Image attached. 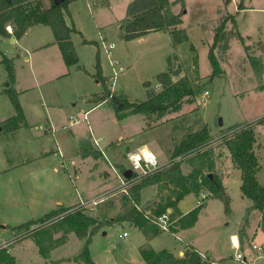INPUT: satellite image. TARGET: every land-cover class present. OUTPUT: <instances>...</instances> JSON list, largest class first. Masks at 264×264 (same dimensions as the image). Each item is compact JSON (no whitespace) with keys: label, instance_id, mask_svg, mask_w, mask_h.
Returning <instances> with one entry per match:
<instances>
[{"label":"rangeland","instance_id":"rangeland-1","mask_svg":"<svg viewBox=\"0 0 264 264\" xmlns=\"http://www.w3.org/2000/svg\"><path fill=\"white\" fill-rule=\"evenodd\" d=\"M43 1L45 6L50 4L49 0ZM130 1L108 0V6L102 9L93 8L95 16L100 13V21L104 22L103 28L109 33L108 37L110 38L108 39L114 41L115 45L124 41L122 36L124 33L123 23ZM169 2L173 5L172 12L181 15L180 28L186 33L187 39L178 45H174L171 35H169L170 45L163 43L159 49L160 53H164L161 63H158L160 54H158V50L148 55H141L128 70L125 68L117 76L114 84L116 93L132 102L144 101L146 88L143 86V82L149 81L148 88L155 91L159 90L160 86L154 81V78L157 73L168 69V58H170L172 66L178 65L180 68V74L173 78L177 79L182 75L188 76L193 84L197 85L199 92L192 102H184L178 111L166 113L162 117L128 114L126 110H123L121 113L125 115L119 118L110 106L111 100L101 105L98 110H106L108 112L106 115L112 114L116 120V123L109 129H105L104 124L103 126L100 125L99 128L105 133V138L100 144L109 145L112 152H115L117 148L120 151L119 154L116 153L117 161H119L117 163L115 162L116 159L109 156V160L118 167V171L120 166L129 168L126 152L136 149L139 145L146 144L161 165L165 159L169 161L173 147L192 130L208 126L209 130L216 129L225 133L230 127L253 123L264 117V71L262 77L258 76L250 62L251 57L260 58L259 56H261L264 64V0H169ZM239 3L243 5L242 9H238ZM229 16L234 17V24ZM224 19L227 20L225 23L226 37L221 39L214 49L223 72L209 80L212 67L208 59V52L215 31ZM163 39L166 41L165 35H163ZM9 55L6 53L4 56L11 57ZM1 56L2 53L0 52V58ZM87 58L88 53L83 61H88ZM149 58L155 60L148 61ZM84 63L89 68L87 62ZM2 65L1 63L0 89L8 87L6 85L9 83L6 69ZM109 88L108 84L107 89ZM204 90H208L209 93L204 100H201L200 94ZM14 113L15 110L8 95H0V122L13 116ZM126 115L130 117L127 118ZM219 119L222 120V125H219ZM254 130L258 143L256 152L260 166L257 179L260 184L264 185V121L256 124ZM33 132L39 136V129ZM61 132L67 134L66 139L70 140L71 132L68 129H57L54 134L51 132L48 135L43 134L47 144L51 145V149L56 148V140L58 143L61 142L59 139L61 137H58ZM22 134L20 133L18 137H14L3 144L4 149H0V157L5 155L7 159H10L8 162H12V158L18 154L19 148L21 150L25 148L28 152L29 149H32L35 145L34 141L28 142L27 137H23ZM119 134L122 139L118 138ZM221 135L211 138L212 135L210 134V141L215 142ZM59 160L58 155L49 154L38 164L53 167L59 165ZM94 163L95 161L91 156L84 158V160L79 158L75 160V164L77 166L79 164L82 171L77 183L86 188L84 189L86 194L89 195L93 192L101 195L106 193L104 191L106 189L116 188L114 186L118 185L119 181L110 165L105 160H102L97 167H93ZM3 168L4 164L0 162V170ZM181 169L183 173H187L190 169L188 162L184 161L181 164ZM103 171L109 173V178L105 182L101 180ZM18 173V167L0 173V226L5 225V228L0 227V248H9L12 243L24 240L17 243L12 249V254L16 258H14L15 264H43L45 255L40 252V247L47 249L52 243L53 247L48 250L51 251L52 248H56L53 258H73L78 255L85 243V238L78 237L73 231L66 233L62 229L51 227L48 234H41L36 238L33 235L25 234L33 226L39 225L41 222L36 223V221L51 208L45 200L37 205L19 203V200L24 197V192L18 187ZM129 186L125 188L126 191L119 188L112 195L107 194V196L101 197L106 199L96 204H90L85 208L86 214L96 217L101 225L90 236L88 245L90 256L96 264H146L140 255L141 247L150 246L155 250L162 248L176 250L185 247L184 240L179 239L180 236L162 231L149 239L135 226L132 220H119L133 206V202L127 193ZM204 191L206 190H201L196 196L193 193L186 195L180 201L179 207L186 210L197 200H201L200 193ZM156 192L155 187L144 188L137 205L142 210L145 209L157 199ZM234 199L240 202L239 199L235 197ZM211 202L214 207L200 217L199 223L190 233L194 235V242L203 246L208 245L211 255L217 260L216 264H245L236 259L237 250L233 247L230 238V235L238 229L235 219L228 220L223 217L222 213L218 212L217 206L223 204L220 199ZM238 206L237 204L235 208ZM253 217L247 230L249 235L255 225ZM26 222L32 223L28 230L20 227ZM171 224L177 229L175 220ZM123 232H126L127 235L123 236ZM252 236L253 238L244 236L241 244H244V247L243 249L240 247V251H243L248 260H253L254 257L250 252V245L258 244L261 239L259 231ZM3 242L6 244L4 247ZM187 249L182 250L184 252ZM175 255L182 256L183 253H175ZM254 262L259 264L260 261L254 260ZM61 264L79 263L71 259L64 260Z\"/></svg>","mask_w":264,"mask_h":264},{"label":"crops","instance_id":"crops-1","mask_svg":"<svg viewBox=\"0 0 264 264\" xmlns=\"http://www.w3.org/2000/svg\"><path fill=\"white\" fill-rule=\"evenodd\" d=\"M108 5V0H72L68 4L70 16L66 18V21L67 23L71 21L75 28L80 31V34H71V41L78 57V63L74 65L67 66L64 63L59 46L54 40L51 28L47 25H32L28 27L18 39L14 38V40H12L11 37H2L0 35V52L2 55L9 53V56H11L8 58L12 60L15 75L13 87L18 92V100L24 115V120L19 122L20 126L18 129L0 136V149H4L3 144L14 137H18L20 133H23V137H27L28 142L34 141L35 144L32 149H29V152L25 148L22 150L19 148L18 154L16 157L12 158V162H8L10 159H7L5 155L0 157V162L4 164V168L0 170V173L8 172L11 169L14 170L17 167L19 169L18 187L24 192V197L22 200H19L20 204L37 205L45 200L49 203L48 206L51 208L50 211L59 207L69 210L80 205L82 201L101 198L102 196H107V194L112 195V193L119 188H121L122 191H126L125 188L130 185V183L125 186L121 185L119 174L123 173V171H118V167L114 166L109 160L110 158H114L116 159V163L119 162L116 156L120 152L119 149L117 148L115 152H112L109 145L104 146V144H100L105 138V133L100 131V125L103 126L104 124L105 129H109L116 123V120L112 114L106 115V113H108L106 110H98L100 106H95L97 102L102 100L100 99L94 102L96 100V95L100 96L103 90L102 82L92 76L95 73L94 65L96 53L98 52L101 74L105 77V84L108 87L107 81L112 77L113 70L117 71L118 76L125 68L128 70L133 65V62L137 61L141 55H148L156 50H158L159 54L160 46H162L163 43L170 45V34L167 29H163V31L157 30L128 41L123 39L124 41L115 45L114 41L108 39L110 38L108 37L109 33L103 28L104 22L100 21V13H98V16H95V10H93V8L98 7L102 9ZM172 8L173 5H171V9ZM163 35L166 36V41L163 39ZM83 39L95 41L97 44L84 43ZM106 42L114 44V47L108 50V54L104 47L108 44ZM87 53L88 61H83L84 58L87 57ZM163 56L164 53L159 54L158 63H161V58L163 61ZM259 57L261 58V56ZM1 59L2 56L0 61ZM147 60L154 61L155 59L149 58ZM84 62H87L89 68L86 67ZM261 62V75L263 76L264 64L262 58ZM8 85L9 83H7L6 86ZM5 88L6 87L3 89ZM3 89H0V95H6ZM113 91L114 94H118L116 93L115 86L113 87ZM126 99L131 101L128 98ZM13 115H15V113ZM126 116L127 118L130 117L128 115ZM36 129L40 131L39 136L33 132ZM57 129H68L71 132L70 140L66 139L67 134L61 132L58 136L61 137L59 138L61 142L58 143L56 140V148L51 149V145L47 144V140H45L43 134L48 135L49 132L54 134ZM209 132L212 135L211 138H216L218 135L223 134L216 129H211ZM118 138L122 139V136L119 134ZM94 139L97 140L98 145L94 143ZM67 142H69L71 147H69L70 145L67 144ZM84 142L88 143L86 144L87 151L85 156L82 155L81 149ZM101 149L104 154L100 151ZM255 151H257V149H255ZM49 154H53V156L58 155L60 159L59 165L50 167L46 164L44 166L38 164L49 156ZM88 156H91L95 161L93 167H97L102 160H105V162L110 165L115 177L119 181V184L114 186L116 188L104 190L106 191V193H104L105 195L103 193L101 195L100 193L94 194L93 192L87 195L84 190L86 188L77 183L82 171L79 164L78 166L75 164V160L77 158L84 160V158ZM167 160L168 159L162 161L161 165L165 164ZM68 162L69 164L67 165ZM124 168L127 169L126 167ZM214 169L215 173L218 174L221 179L225 192L229 196V211L227 213L224 211L223 204L222 206H217V210L228 220L234 218L238 225L237 231L230 235L233 247L234 245H238L242 249L244 247V244L241 245L242 242L239 239V229L241 225H244L245 237L253 238L252 235L259 231L261 239L258 244H262L264 242V231L260 226L261 214L253 210L249 213L248 218L245 219L246 209L252 202L249 198L242 195L239 188L241 184L240 170L233 165L230 155L226 150L216 160ZM101 178L103 182L107 181L109 173L103 171ZM208 197L205 198H208L207 200H202V207L193 226L178 229L175 232L168 231L180 236L179 239L184 240L185 247L176 250L173 248L166 249L174 254L183 253L182 249H193L198 253L204 254L209 264H216L217 260L211 255L208 245L203 246L195 243L193 239L194 235L190 234L192 233V229L199 223L200 217L214 207L211 201L219 199L211 196ZM234 197L239 199L238 201L240 202H237V200L235 201ZM197 202L190 205L186 210H182L178 203V208L185 214L198 205L199 203ZM237 204L239 206L235 208ZM48 212L49 211L44 214ZM252 216H254L253 219H255L256 226L254 225V229L252 232L250 231L249 235L247 230L251 224ZM0 227L5 228V225ZM21 241L24 240H20V242ZM20 242H14L7 248L9 254L14 258L15 256L12 254V249ZM55 250L56 248H52L51 251L47 252L45 257H43V264H49L51 261H56L57 264H61L64 260L73 259L71 257L53 258Z\"/></svg>","mask_w":264,"mask_h":264},{"label":"trees","instance_id":"trees-1","mask_svg":"<svg viewBox=\"0 0 264 264\" xmlns=\"http://www.w3.org/2000/svg\"><path fill=\"white\" fill-rule=\"evenodd\" d=\"M50 4L45 6L43 0H0V35L2 37H14L18 39L28 27L35 24H44L51 28L54 40L59 46L64 63L67 66L78 63V57L71 41V34L78 33L74 24L70 21L68 4L72 0H61L55 4L54 0H49ZM182 1V0H180ZM242 4H238V9H242ZM233 24L235 19L230 16ZM224 19L216 29L213 41L208 52V59L212 67L209 80L220 75L223 70L215 56L214 49L218 42L225 38ZM182 23L180 13H173L171 2L169 0H131L126 9V18L123 23V39L125 41L140 37L152 31L167 29L171 35L174 45H178L187 39L186 33L180 28ZM10 25L12 32H8L6 26ZM84 43L97 44L95 41L83 39ZM169 60V66L166 71L155 75V80L159 84V90L148 88L149 81H144L146 88V99L141 102L128 101L120 95L114 94L110 105L114 109L117 117L121 118L126 110L128 114H143L145 116L162 117L166 113L178 111L184 102H192L199 92L197 85L186 76H174L180 74L178 65L172 66ZM7 72L9 85L3 92L6 93L14 107L15 115L8 117L0 122V136L8 134L20 126L19 119L24 120L23 111L18 100V92L13 87L15 80L12 60L4 55L0 61ZM251 65L255 73L261 77L262 62L258 57L250 58ZM95 73L92 75L103 84V92L100 96L96 95V101L104 99L109 90L106 87V79L101 74L98 52L95 58ZM85 71V70H84ZM264 121V117L253 123H246L238 127H230L217 140L210 141V132L206 126L188 132L177 143L165 164L146 175L137 177L132 174L130 186L127 190L129 199L133 202L132 208L119 220L130 219L136 227L140 229L146 237L152 238L162 232L156 225L152 224L144 213L136 209L140 201L141 191L147 187H155L157 190V199L143 210H149L150 213L159 215L167 209H171V220H175L177 229L171 224L170 232L178 229H184L193 226L197 220L198 213L202 203L196 205L193 209L183 214L178 203L183 197L190 193L199 194L203 189L211 193V197L219 198L223 202L224 211H229V196L221 183L218 174L215 173L216 160L225 150L229 153L233 165L240 170V191L244 197L251 200V205L246 209L245 219L251 211L256 210L261 214L260 226L264 230V185L257 179V172L260 168L256 147L258 145L255 135V125ZM84 142L81 146L82 155L87 151ZM186 161L189 164V171L183 173L181 164ZM120 171L125 168L120 166ZM211 174V176L209 175ZM67 208L59 207L44 214L36 223H43L51 217L63 213ZM31 222H26L20 227L29 229ZM99 224L96 217L86 214L85 208L80 207L74 211L64 214L61 218L50 224L39 227L32 231H26V235L38 237L41 234H48L51 227H57L64 232L73 231L78 237L85 238V243L80 253L73 257L79 264H96L89 253L90 236L94 233ZM244 236V225L239 229V239L242 242ZM38 243V241H37ZM50 247H53V243ZM40 247V252L46 255L48 249ZM264 250V242L262 243ZM140 255L146 264H209L207 259H203L198 252L193 249H187L182 256H177L166 248L154 250L150 246L141 247ZM0 264H15L14 257L9 254L7 248H0ZM49 264H57L52 261Z\"/></svg>","mask_w":264,"mask_h":264},{"label":"built area","instance_id":"built-area-1","mask_svg":"<svg viewBox=\"0 0 264 264\" xmlns=\"http://www.w3.org/2000/svg\"><path fill=\"white\" fill-rule=\"evenodd\" d=\"M6 28L8 31L11 32L10 25H7ZM104 47L108 54V50L112 49L114 47V44L108 43ZM119 69H122V68H119ZM116 77H117V71L113 70L112 77L107 81L110 87L109 93L104 99L100 100L99 102L95 104L96 107L106 104L114 96L113 87L115 84ZM208 93H209L208 90H204L203 92H201L200 99L204 100L208 96ZM94 143L98 145V142L96 139H94ZM100 151L104 154L102 149ZM126 157L129 162V169H131L132 174H136L137 177L146 175L160 166L155 154L150 150L149 147H147L144 144L138 146L134 150L127 151ZM119 178L121 180L122 186H125L131 183L130 180H128V178H125L122 173L119 174ZM210 194L211 193L209 191L201 192L200 193L201 200H198V203H201L202 199L208 197ZM101 200L102 198L92 199L90 201H82L80 202V205L74 208H71L69 210H66L65 212L60 213L58 215H55L51 217L50 219L45 220L43 223H40L37 226H33L30 229V231L34 229H38L39 227L50 224L52 222H55L56 220L61 218L64 214L74 211L77 208H80V207L86 208L88 205L96 204L97 202ZM135 206L137 210L142 211L144 213L145 218H147L152 224L156 225L160 230L166 231V232L170 231L169 228H170L171 223L173 222V220H171V209H167L165 212L159 215H156V214L150 213L149 210H142L138 205H135ZM122 235L126 236L127 233L123 232ZM3 246H6V244L3 243ZM234 248L237 250V253L235 255L236 259L243 261L245 264H257L254 262V260H259L260 261L259 264H264V250H263L262 244L253 243L250 245V251L252 252V255L254 256L253 260H248L246 258V255L242 251H240V247L238 245H234ZM198 254L203 259H205L204 254L202 253H198Z\"/></svg>","mask_w":264,"mask_h":264},{"label":"water","instance_id":"water-1","mask_svg":"<svg viewBox=\"0 0 264 264\" xmlns=\"http://www.w3.org/2000/svg\"><path fill=\"white\" fill-rule=\"evenodd\" d=\"M61 2V0H54V3L55 4H58V3H60ZM11 39L12 40H14V37H12L11 36ZM19 122H21V120H19ZM219 125H222V120L221 119H219ZM123 176L125 177V178H129L131 175H132V171H131V169H129V168H127V169H125L124 171H123ZM210 176H211V174H209Z\"/></svg>","mask_w":264,"mask_h":264},{"label":"bare ground","instance_id":"bare-ground-1","mask_svg":"<svg viewBox=\"0 0 264 264\" xmlns=\"http://www.w3.org/2000/svg\"><path fill=\"white\" fill-rule=\"evenodd\" d=\"M235 242H236V239L234 238Z\"/></svg>","mask_w":264,"mask_h":264}]
</instances>
